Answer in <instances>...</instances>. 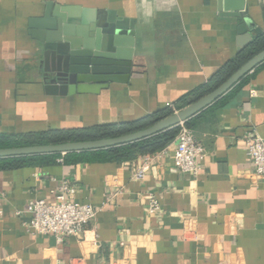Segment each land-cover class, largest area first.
Here are the masks:
<instances>
[{"label":"crops","instance_id":"0c3cea01","mask_svg":"<svg viewBox=\"0 0 264 264\" xmlns=\"http://www.w3.org/2000/svg\"><path fill=\"white\" fill-rule=\"evenodd\" d=\"M263 3L0 0V134L133 120L171 106L239 51L230 15L238 5L264 32ZM55 7L74 9L73 25L90 39L92 22L102 34L132 37L126 82L99 93L46 91L38 35L56 25ZM189 119L204 148L196 175L175 166V139L121 163L58 158L0 170V264H264V178L246 149L248 135L264 137V63ZM64 180L75 185V201L97 208L84 238L31 234L28 203L55 200ZM148 194L159 202L153 214L144 210Z\"/></svg>","mask_w":264,"mask_h":264},{"label":"water","instance_id":"95a60500","mask_svg":"<svg viewBox=\"0 0 264 264\" xmlns=\"http://www.w3.org/2000/svg\"><path fill=\"white\" fill-rule=\"evenodd\" d=\"M222 2L227 6V4L231 5L233 0H219V4ZM260 7L263 10L264 19V3L260 4ZM61 10L66 13L58 14L55 7L53 14L59 17L56 25L46 26L49 30L47 34L38 35L43 42L42 62L50 77V84L45 86L46 91L58 94L59 90L65 89L69 95L99 93L101 89L107 88L109 83L126 82L130 71L128 63L132 56V37L116 30V34H102L101 30L96 28V22H92L90 27L92 31H95V39H90L85 31L73 25L78 23L72 20L75 14L74 9L66 7ZM241 11L242 6L238 5L230 14L238 21L237 32L240 37L238 50L247 45L255 34L263 31L262 28L253 26L251 20ZM89 19L92 20V17L83 14L82 20L89 22ZM112 29L114 27L110 26L109 31ZM122 47H126L123 52L120 51ZM263 61L264 49L243 64L216 89L145 129L111 138L0 148V158L96 150L146 138L185 122L212 104Z\"/></svg>","mask_w":264,"mask_h":264},{"label":"trees","instance_id":"16d2710c","mask_svg":"<svg viewBox=\"0 0 264 264\" xmlns=\"http://www.w3.org/2000/svg\"><path fill=\"white\" fill-rule=\"evenodd\" d=\"M263 49L264 32H261L255 34L247 45L241 48L231 59L212 73L204 83L178 97L171 106L159 108L133 120L114 123H96L78 127L50 128L41 131L0 134V148L35 144H59L71 141L111 138L145 129L158 120L183 109L187 105L216 89L243 64ZM263 63L264 61L258 64L252 71L257 69ZM249 75L250 72L244 75L235 85L245 82ZM184 126L190 127L191 120L187 119L184 122ZM178 131L179 126H174L134 142L103 149L67 152L64 154L48 153L0 158V170L16 169L24 165L43 161L52 162L58 158H61L62 161L66 163L78 161H113L121 163L132 160L140 155L153 154L162 150L175 139Z\"/></svg>","mask_w":264,"mask_h":264},{"label":"built area","instance_id":"2783aa9c","mask_svg":"<svg viewBox=\"0 0 264 264\" xmlns=\"http://www.w3.org/2000/svg\"><path fill=\"white\" fill-rule=\"evenodd\" d=\"M175 137L173 161L181 171L196 175L200 170V160L204 155L203 146L196 141L192 131L179 125ZM248 158L253 166L254 174L264 178V137L258 134L246 138ZM148 163L143 164L135 173L136 179H142L148 170ZM75 185L64 180L55 194V200L33 199L28 203L29 221L26 230L34 235H53L59 242L68 236L83 239L87 225L95 218L97 208L90 203H80L74 200ZM144 210L155 213L159 202L153 194L146 196Z\"/></svg>","mask_w":264,"mask_h":264}]
</instances>
